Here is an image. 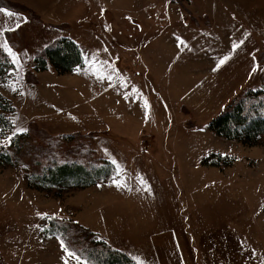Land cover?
Masks as SVG:
<instances>
[{"label":"rangeland","instance_id":"rangeland-1","mask_svg":"<svg viewBox=\"0 0 264 264\" xmlns=\"http://www.w3.org/2000/svg\"><path fill=\"white\" fill-rule=\"evenodd\" d=\"M0 7L14 13H0V45L15 53L14 61L1 47L12 70L0 78V93L14 111H0L12 124L0 147L30 136L14 150L16 169L0 171V264H86L75 241L41 237L47 217L72 220L136 264H264V135L249 147L207 129L234 98L264 88V0H86L78 9L67 0L49 25L40 8L10 0ZM93 34L107 41L88 55ZM60 37L78 43L89 62L101 55L93 60L102 68L34 71L33 57ZM139 52L171 67L158 85L168 90L147 78ZM119 74L132 85L124 90L129 120L119 112L110 120L109 100L100 98L110 84L114 94L120 90ZM85 84L94 90L80 89ZM68 135L72 143L61 142ZM51 150L75 152L86 165L109 161L112 174L81 190L28 189L23 175L38 173ZM211 155L233 164L203 165Z\"/></svg>","mask_w":264,"mask_h":264},{"label":"trees","instance_id":"trees-1","mask_svg":"<svg viewBox=\"0 0 264 264\" xmlns=\"http://www.w3.org/2000/svg\"><path fill=\"white\" fill-rule=\"evenodd\" d=\"M32 62L36 72L53 69L59 75L73 73L84 65L80 47L68 37H60L55 43L45 47L33 57ZM10 70H12V63L0 47V78H3ZM0 111L8 114L14 111L13 106L1 93ZM207 129L216 137L236 141L244 146L259 145L260 137L264 135V88L248 89L234 98L208 122ZM11 130V122L7 123L0 115L1 139L7 138ZM22 138L28 140L30 136L24 133L19 134L11 139L10 146L0 147V171L4 167L16 169L15 162H18V155L14 150L19 147V140ZM73 138L75 137L72 135L60 137L61 142L66 139L67 143H72ZM74 153L66 154L56 150L46 152L42 158L45 165L40 171L23 175L26 187L40 193L49 192L59 187L81 190L96 185L112 174L113 165L109 161L99 160L98 164L86 165L83 161L76 159V153ZM67 155H73L75 159L72 161L62 160ZM210 158H216L217 161L207 162ZM232 164V159L229 160L219 155H211L203 160V165L214 168H228ZM58 219L47 217L44 220L40 230L43 239L63 238L67 242L75 241L76 251L81 253V259L86 264H136L125 252L111 247L106 241L92 233H87L72 220ZM69 245L74 248L73 242Z\"/></svg>","mask_w":264,"mask_h":264},{"label":"crops","instance_id":"crops-1","mask_svg":"<svg viewBox=\"0 0 264 264\" xmlns=\"http://www.w3.org/2000/svg\"><path fill=\"white\" fill-rule=\"evenodd\" d=\"M10 1H12L14 3H17V4H20V5L24 6L25 8H27V7L29 8L30 7L31 10L39 9L40 8V10H41V12H43V16L45 18V19L43 18L41 21L44 22V23H47L45 25H49L51 23L50 20H54V19L60 17V15H58V13H61L62 11H64V8L66 7V3H67V0H10ZM70 1L71 2L75 1V4H77V9L83 7L86 4V0H70ZM96 6H97V2H93L91 4V8L92 9L95 8L93 11L96 10ZM104 12L105 11H103L102 13H104ZM66 15H67V13L61 15V17L62 16H66ZM56 23H61V21L60 20H57ZM75 24H77V22ZM87 37H88L87 39H88L89 42L95 44V46H91L90 47V50L87 53L88 55L94 54L93 51H97L99 49L98 46L101 47L100 44H101V42L103 40L104 41H107V37L106 36H103L101 34L88 35ZM108 38L112 39L109 36H108ZM78 46L80 47V49L82 48L79 44H78ZM121 50L128 51V49L123 48V47H121ZM82 55H83V53H82ZM136 56H137V59L140 60L141 63H142L143 70H144V74L147 76V78L151 82H153V83H155L157 85L156 88L158 90H160V91L161 90H163V91L168 90L167 87H165L164 89H161L158 85L161 84L162 82L163 83H167L168 82V77L167 76L171 73V67H167L166 63H163L160 60L157 61L154 58V56H157V58H158V55L157 54H153V55L148 56V57L143 56L141 58L140 57L141 56V53L139 52ZM83 59H84V57H83ZM93 59H95V60L96 59H102V57H101V55H99V57H93V58L90 59L91 62H89V60L84 59V66H83V69H81V70L82 71L85 70L87 68L88 64H93V66H95L96 64H99L96 68L97 69H101L102 67H101L100 62L99 63H96L95 60H93ZM163 61H166L167 63H169L171 65L170 56H166ZM116 74H118V73H116ZM125 75L126 74H123V75L122 74H119L120 84L122 83L125 87H123V85L121 84L120 90L118 89V92H116L114 94L113 93V90H114L113 89V86L114 85H111L110 84V85L107 86V87H109V90L107 91V94L105 96H103V97L100 96V98H107L109 100L108 107H107V111H108L107 115L109 116V119L110 120L113 119V118H115L118 112L120 113L121 116H122L123 113H125V118L126 119L128 118V120H129V118H130L129 111H128V108L130 106V104L128 102L129 98L126 95V93L124 92V90H126L125 88H130L131 89L132 88V85L131 84L128 85V84H125L124 83V76ZM137 75H138V72H137ZM94 87L95 86L92 85V84L91 85L85 84V85H82L80 89H86L89 92L91 89L94 90ZM69 88H71V87H69ZM61 89H66V88L65 87H62ZM75 89L76 88L69 89V90L70 91L73 90L74 92H76ZM80 89L77 88V90H80ZM138 94L140 96H137V98H143V100H145L144 94H142V93H138ZM69 95L72 96V93L69 92ZM88 97H91V95L88 96ZM108 97H110V98H108ZM117 98L121 101V104L118 107L117 106H114V104H115L114 102H115V100ZM49 107H51V106H49ZM105 108H106V103H105ZM55 112L58 113L59 110L56 109ZM115 112H116V115L114 114ZM60 115L61 116H64V115L71 116L70 113H67V111H64V110H60ZM120 220H121V218H120ZM121 229H122L121 227L118 230L115 229V233H119V234L122 233V230ZM166 232H170V231H166ZM169 236H170V234H169ZM171 240H172V242L175 241L173 237H171ZM118 250H120V249H118Z\"/></svg>","mask_w":264,"mask_h":264},{"label":"snow or ice","instance_id":"snow-or-ice-1","mask_svg":"<svg viewBox=\"0 0 264 264\" xmlns=\"http://www.w3.org/2000/svg\"><path fill=\"white\" fill-rule=\"evenodd\" d=\"M0 13H4L8 16L14 15V13L10 12L7 8H2V7H0ZM17 26H19V25H17ZM181 43H183V41H181ZM0 47H3L8 52V54L13 57V59L15 61V53L8 46L7 42H5L3 45H0ZM233 47L235 48V47H237V45L234 44ZM228 58L229 57L225 56L223 59H221L220 63L217 65V68L220 66V64H223ZM19 131H25V129H19ZM114 163H115V161H114ZM65 251H67V249H65ZM69 255L76 258L77 260L79 259V257H77L75 253H69ZM65 264H67V261H65Z\"/></svg>","mask_w":264,"mask_h":264}]
</instances>
